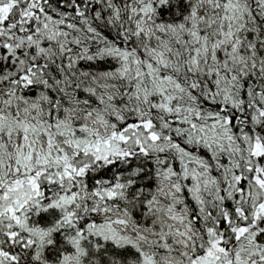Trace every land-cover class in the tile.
Wrapping results in <instances>:
<instances>
[{"label": "snow or ice", "instance_id": "6c2138e0", "mask_svg": "<svg viewBox=\"0 0 264 264\" xmlns=\"http://www.w3.org/2000/svg\"><path fill=\"white\" fill-rule=\"evenodd\" d=\"M0 264H264V0H0Z\"/></svg>", "mask_w": 264, "mask_h": 264}]
</instances>
